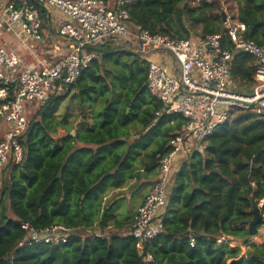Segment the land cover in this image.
<instances>
[{"label": "trees", "instance_id": "16d2710c", "mask_svg": "<svg viewBox=\"0 0 264 264\" xmlns=\"http://www.w3.org/2000/svg\"><path fill=\"white\" fill-rule=\"evenodd\" d=\"M187 1L130 0L128 24L175 38L223 33L219 0ZM228 1L246 25L243 37L264 44V0ZM38 9L45 26L46 11ZM124 43L114 38L89 48L96 56L78 78L28 118L18 136L22 156L10 158L2 173L0 264H150L148 253L155 264H264V241L254 242L248 230L255 201L264 197V117L247 110H234L179 164L157 235L139 249L136 238L119 233L128 223L106 197L156 176L159 156L184 122L177 113L158 114L161 103L145 86L147 61ZM221 44L231 47L226 35ZM252 76L251 56L235 53L230 77L236 90L248 93ZM70 94L83 120L75 126L67 112L57 114ZM135 125L138 135L130 137ZM58 129L65 134L57 136ZM22 223L72 232L58 244L28 242Z\"/></svg>", "mask_w": 264, "mask_h": 264}, {"label": "built area", "instance_id": "2783aa9c", "mask_svg": "<svg viewBox=\"0 0 264 264\" xmlns=\"http://www.w3.org/2000/svg\"><path fill=\"white\" fill-rule=\"evenodd\" d=\"M199 0H191L195 3ZM209 1V0H206ZM130 0H7L0 3V189L2 173L9 159L22 156L18 136L27 127L29 108L43 103L48 96L63 92L73 83L96 55L94 48L108 39L121 38L138 43L137 52L147 61V90L161 103V111L184 118L180 129L169 138V151L159 156L157 175L150 190L132 216L128 233L137 239V247L162 229L161 214L166 206L168 189L176 165L193 151L201 149L215 127L232 116L234 110H247L264 117V44L243 37L244 22L226 17L223 33H208L194 39L175 38L150 33L141 26H129ZM38 7L63 16L56 34L63 40L47 47L51 35L43 25ZM226 35L231 47L221 44ZM67 47V51H66ZM89 50V51H88ZM166 52L175 61L170 72L163 62L150 56ZM251 56L253 83L248 93L236 90L230 77L235 53ZM264 220V197L255 201ZM24 240L58 244L66 240L69 230L54 226L37 231L22 223ZM51 230V232H47ZM42 234V235H41ZM146 261L153 263L151 254Z\"/></svg>", "mask_w": 264, "mask_h": 264}, {"label": "rangeland", "instance_id": "374dc122", "mask_svg": "<svg viewBox=\"0 0 264 264\" xmlns=\"http://www.w3.org/2000/svg\"><path fill=\"white\" fill-rule=\"evenodd\" d=\"M1 1V0H0ZM221 5L222 4H226V8L229 12L230 15L231 14V10H229V5H233L232 3L231 4H228L232 1H228V0H219ZM225 6V5H224ZM233 7V6H232ZM222 10H224V8L222 7ZM225 11V10H224ZM51 18L50 20L51 21H54L56 20L57 17H61V14L55 10H52L51 11ZM57 16V17H56ZM0 39L2 40H8L9 39V35L7 34L6 37L3 33H0ZM123 41H125V46L127 47H131V48H134V49H138V44L134 41H129V40H126V39H123ZM158 54H162L163 56H166L168 55L166 52H162V53H158ZM154 56V55H153ZM37 106L38 105H33L29 108V113H28V118L33 114V112L37 109ZM65 112H67V115H68V121L71 122L72 126H75L78 124L79 121H83L81 119V115L78 114L79 112V106H78V103H77V100L75 98L72 97V94L68 95L64 100L63 102L61 103L60 105V108L57 112L58 114V117H61ZM89 114L88 112L86 113V117L87 119H89L90 121V118L88 117ZM140 130V126L139 125H135L134 127H130L129 128V134H130V137H133L135 135H138L137 134V131ZM65 134V131L63 129H58L57 132H56V135L57 136H62ZM0 136H2V130H1V126H0ZM4 175L6 174L5 172L3 173ZM2 174V176H3ZM156 177V176H155ZM143 178H141L142 180ZM155 179V178H154ZM153 179V180H154ZM140 180V181H141ZM152 180V181H153ZM139 183V182H138ZM152 184V182H151ZM152 185H149L148 188H146L147 190L151 188ZM143 189H139L137 190V196L141 195V194H144L145 191H142ZM129 194V187H124V189H121V190H115V191H111L110 194L106 197L105 199V202L106 201H117V203L115 204V208L116 209H119L118 210V215H119V218L120 219H125L127 217V215L129 214L130 212V209L135 205L136 203V199H135V194H133L132 198H124L123 200H119L121 199L123 196L126 197L127 195ZM127 219V218H126ZM108 232L109 231H115L114 229L110 228L107 230ZM106 231V232H107ZM105 232V234H106ZM119 233H122L121 231H119ZM253 241L258 243L260 240L264 239V228L261 227V228H258V231L257 233L252 237ZM242 249H244V247H242Z\"/></svg>", "mask_w": 264, "mask_h": 264}, {"label": "crops", "instance_id": "0c3cea01", "mask_svg": "<svg viewBox=\"0 0 264 264\" xmlns=\"http://www.w3.org/2000/svg\"><path fill=\"white\" fill-rule=\"evenodd\" d=\"M5 1H7V0H1L0 1V3L1 2H5ZM191 2V1H190ZM233 4V5H229V10H231V14L232 15H230L229 14V12H228V10H227V8H226V4H227V2L225 3V4H222V7L224 8V10H225V14H226V17H236V15H237V9H238V6H237V4L235 3V2H230V3H228V4ZM225 5V6H224ZM233 6V7H232ZM57 17V16H56ZM225 17V18H226ZM60 19H64L63 18V16H61V17H57L56 18V20H54V21H48L47 23H48V25H49V28H50V32H51V35L53 36V38H54V40H50L49 42H48V44H47V47L48 48H50V49H52V46H53V43H55V42H57V43H59L60 45H61V47H60V51H65V46H63V40L60 38V37H58V35L56 34V29H57V26H58V23H59V21H60ZM4 35H5V37H6V33H4ZM198 37V36H197ZM196 38V37H195ZM3 41H6V40H3ZM263 41H264V37H263ZM135 42V41H134ZM138 44V43H137ZM136 51L138 50V49H135ZM66 51H67V47H66ZM154 55V56H153ZM153 55H151L150 56V58L152 59H158V60H160L161 62H163L164 63V65L166 66V68L168 69V71H170V72H173V71H175V61H174V59L170 56V55H166V56H163L162 54H153ZM179 166L178 165H176V170H177V168H178ZM175 170V171H176ZM174 171V172H175ZM143 179L140 181L139 180V183H138V185L136 186V184L137 183H135V184H130L131 186H126V187H129V194L126 196V197H122L121 199H119V200H123L124 198H132V196H133V194H135V199L137 200L136 201V203H135V205L130 209V212H129V214L127 215V219L125 218V219H120L119 218V215H118V210L119 209H116L115 208V205H114V207H113V209H114V213L116 214V216L118 217V219L120 220V221H122V222H124V223H128L126 226H124V227H121V229L120 230H118V231H121L122 233H126V232H128V229H129V227H128V225H129V223H130V221H131V219H132V216H133V214L135 213V211H136V209H137V207L140 205V203L142 202V200H143V198H144V196H145V194L149 191V189L147 190L146 188H148V186L149 185H152L151 184V182L153 183V179L155 178V176H150V177H147V178H145V177H142ZM153 180V181H152ZM125 187V186H124ZM124 187L123 188H121V189H124ZM121 189H115V190H121ZM141 190V189H143L142 191H145V193L144 194H141V195H139V196H137V190ZM115 190H112V192L113 191H115ZM110 194V193H109ZM117 201L118 200H116V203H117ZM115 203V204H116ZM264 228V227H263ZM108 229H110V228H108ZM118 229V228H117ZM105 233V231L103 230V234ZM102 234V235H103ZM262 241H264V239H262V240H260L259 242H262Z\"/></svg>", "mask_w": 264, "mask_h": 264}, {"label": "water", "instance_id": "95a60500", "mask_svg": "<svg viewBox=\"0 0 264 264\" xmlns=\"http://www.w3.org/2000/svg\"><path fill=\"white\" fill-rule=\"evenodd\" d=\"M187 0H185L184 2V6H186L187 4ZM221 16H222V20L224 21L226 14L224 10H221ZM41 197V196H40ZM40 197L38 199V202L40 200ZM252 214H253V218L249 221V233L250 235H255L258 231V225L261 224L262 222V217L257 209V207L254 205L253 209H252ZM47 232H51V230H48ZM72 232L71 230H69V233ZM96 235H102L103 234V230H95ZM42 235V234H41Z\"/></svg>", "mask_w": 264, "mask_h": 264}]
</instances>
